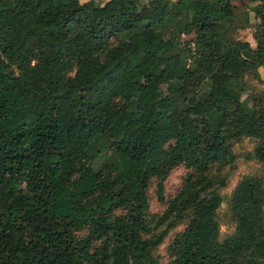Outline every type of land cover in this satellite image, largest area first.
Here are the masks:
<instances>
[{
	"label": "trees",
	"instance_id": "obj_1",
	"mask_svg": "<svg viewBox=\"0 0 264 264\" xmlns=\"http://www.w3.org/2000/svg\"><path fill=\"white\" fill-rule=\"evenodd\" d=\"M239 1L255 47L233 0H0V264H264L260 177L236 181L218 238L208 172L242 136L264 156V91L243 80L264 67V0ZM182 161L148 214L149 178ZM162 221L182 228L157 261Z\"/></svg>",
	"mask_w": 264,
	"mask_h": 264
},
{
	"label": "rangeland",
	"instance_id": "obj_2",
	"mask_svg": "<svg viewBox=\"0 0 264 264\" xmlns=\"http://www.w3.org/2000/svg\"><path fill=\"white\" fill-rule=\"evenodd\" d=\"M87 1V0H82ZM94 2L102 3L104 0H93ZM238 10H246L249 15V23L238 20V26L234 29L232 36L236 39L247 40L251 47H255L256 44V29L252 26V22L255 21L252 17L251 10H249V4L243 3L239 0H233ZM241 23V24H239ZM174 46V51L180 50L183 45L193 46L191 42L188 44L190 34L183 33L178 37ZM194 52V49H193ZM12 69L16 71L15 65H11ZM244 82L251 90L264 91V67L262 65H255L246 70L243 76ZM210 79H205L200 88L206 92L209 90ZM258 145V139L255 137L242 136L231 142L229 146V155L211 164L208 168V172L217 181H222L223 185L218 188L221 196V201L214 210V219L217 222L218 234L217 237L221 238L232 232L235 224L234 216L229 210V199L232 193V189L236 181L244 175H257L260 177L264 186V156L258 158L255 153V149ZM106 149H103V151ZM107 151V150H106ZM190 169L185 162H176L171 165L166 173L160 178L161 186L159 191L156 189V183L158 177L151 176L148 180L146 187V199L148 214L159 213L166 205V200L180 185V182L184 174ZM264 198V187H263ZM262 209L264 210V202L262 203ZM120 211L116 209L115 212ZM150 229L148 233L157 231L160 228L165 227L161 241L151 248V254L157 261H165L170 258V244L172 238L182 228V222L177 224L168 225L166 221H162L158 224L150 223ZM166 224V225H165ZM86 227H81L75 230L77 236L85 234Z\"/></svg>",
	"mask_w": 264,
	"mask_h": 264
}]
</instances>
